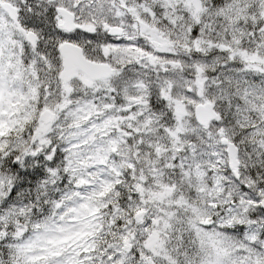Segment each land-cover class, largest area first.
I'll return each instance as SVG.
<instances>
[{"label":"snow or ice","instance_id":"1","mask_svg":"<svg viewBox=\"0 0 264 264\" xmlns=\"http://www.w3.org/2000/svg\"><path fill=\"white\" fill-rule=\"evenodd\" d=\"M0 264H264V0H0Z\"/></svg>","mask_w":264,"mask_h":264}]
</instances>
